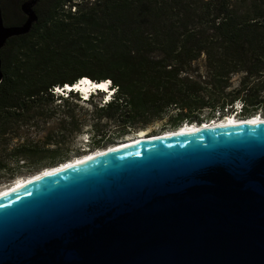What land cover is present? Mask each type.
Wrapping results in <instances>:
<instances>
[{
	"label": "trees",
	"instance_id": "trees-1",
	"mask_svg": "<svg viewBox=\"0 0 264 264\" xmlns=\"http://www.w3.org/2000/svg\"><path fill=\"white\" fill-rule=\"evenodd\" d=\"M25 1L13 17L2 0L7 26L26 20ZM35 10L30 33L0 51V171L70 161L60 157L67 140L91 124L88 143L99 145L101 119L125 135L166 117L174 129L214 121L237 102L242 118L264 111V0H38ZM83 78L111 81L110 100L56 91ZM78 96L91 105L88 121Z\"/></svg>",
	"mask_w": 264,
	"mask_h": 264
},
{
	"label": "water",
	"instance_id": "water-1",
	"mask_svg": "<svg viewBox=\"0 0 264 264\" xmlns=\"http://www.w3.org/2000/svg\"><path fill=\"white\" fill-rule=\"evenodd\" d=\"M37 3L7 26L0 0V51ZM0 264H264V121L151 137L11 189Z\"/></svg>",
	"mask_w": 264,
	"mask_h": 264
},
{
	"label": "rangeland",
	"instance_id": "rangeland-1",
	"mask_svg": "<svg viewBox=\"0 0 264 264\" xmlns=\"http://www.w3.org/2000/svg\"><path fill=\"white\" fill-rule=\"evenodd\" d=\"M6 11L11 14L13 17L16 14L17 10V4L19 0H4ZM200 69L201 72H205V68L203 63H200ZM241 81V75H236L233 77V88H236L239 86ZM65 93V92H63ZM103 95H107V93L100 94L99 96L95 97L94 104L99 103ZM67 97V96H66ZM78 99V100H77ZM80 99V100H79ZM57 103H60V101H57ZM74 104L78 105L77 113L81 115L83 118H86L87 121L91 119L90 116H88L87 111L91 110V105L86 104L83 102V100L78 96L76 97V100H74ZM236 111H240L239 107L229 109V111H225V113L221 116H219V113L216 114L215 120L219 119H225L228 116H231L233 113H236ZM175 112L172 111L171 114H174ZM259 114V113H258ZM262 116L264 117V111L261 112ZM238 117H241L240 114ZM242 118V117H241ZM214 120V121H215ZM93 122V120H91ZM96 124V131L98 133V140L100 138L101 142L99 145L92 146L88 142L91 141V124H85L84 130L81 134L77 135L74 139L70 140L68 139V144L64 146L60 157H68L69 160L75 159L76 157H80L90 151L96 152V150H99L101 148H106L111 145L118 144L120 142H123L129 138H136L138 135L140 136L141 133L144 131L148 136H154L158 135L167 131L176 130L172 127V124L168 117L164 118L163 120H159L157 122H154L153 124L147 126L144 129H137L133 132H130L129 134L123 135V129L120 125L115 123L114 121L107 120V119H101L100 121H95ZM212 123V122H211ZM52 127H58L57 124H50ZM39 138H44L47 135V131H41L37 133ZM23 162L13 163L10 165L9 169L7 171H0V190L14 184L19 178H27L29 176H32L36 174L37 172L43 170L44 168H37L35 165H23Z\"/></svg>",
	"mask_w": 264,
	"mask_h": 264
},
{
	"label": "bare ground",
	"instance_id": "bare-ground-1",
	"mask_svg": "<svg viewBox=\"0 0 264 264\" xmlns=\"http://www.w3.org/2000/svg\"><path fill=\"white\" fill-rule=\"evenodd\" d=\"M107 81H108V83H106ZM107 81L92 82L91 80L85 78V80L82 81L81 83H79V85H77L76 88H78L82 91H85V92H88L92 89H97V91H101V90L106 89V90L110 91L111 89L110 88L108 89V85L111 83V81H109V80H107ZM247 121H249V122H263L264 117L261 114H257L255 116L248 117V118H241V117H238L237 115L236 116L231 115V116L226 117L225 119H219V120L212 121V123L211 122H204L202 124H192V125L191 124H185V125L181 126L179 129L167 131V132H164V133H161L158 135H154V136H148L146 134V132L143 131L141 133V135L140 136L138 135V137H136V138H129V139H127L123 142H120L118 144L111 145V146L106 147V148H101V149L97 150L96 152H88V153H86L80 157H76L75 159H72L70 161L62 163L58 166L45 168L42 171H40V172H38L32 176H29L27 178H23V179L19 178V180H17L14 184L1 189L0 190V196L9 192L11 189H14V188H17L19 186L24 185L26 182H29V181L33 180L34 178L43 176L45 174H49V173L53 172L54 170H56L57 168L64 167V166H70V165L74 164L75 162H82L84 160L93 158L96 155L103 154L104 152L111 150V149H114V148L119 147V146H126L129 144H134L136 142H141V141L148 139V138H151V137H157V136H161L164 134L177 133L179 131H183V132H189L190 131L191 132V131L198 130L201 127L208 128V127H212V126H225L227 124L234 125V124H241V123H244Z\"/></svg>",
	"mask_w": 264,
	"mask_h": 264
},
{
	"label": "clouds",
	"instance_id": "clouds-1",
	"mask_svg": "<svg viewBox=\"0 0 264 264\" xmlns=\"http://www.w3.org/2000/svg\"><path fill=\"white\" fill-rule=\"evenodd\" d=\"M80 81V80H79ZM78 81V82H79ZM81 83V82H80ZM107 83H108V81H107ZM79 83H76L74 86H77ZM66 86V85H65ZM70 86V85H69ZM73 87V86H72ZM111 87V83L108 85V89ZM58 89H60V88H57L56 89V91L58 90ZM75 89H77V88H75ZM93 91H97V89H95V90H93ZM110 91H112V90H110ZM106 97V96H105ZM110 98H111V96H109ZM104 100H107V102L109 101L108 99H106V98H104ZM236 106V105H235ZM234 106V107H235ZM234 114H236V113H233L232 115H234ZM236 116V115H235Z\"/></svg>",
	"mask_w": 264,
	"mask_h": 264
},
{
	"label": "built area",
	"instance_id": "built-area-1",
	"mask_svg": "<svg viewBox=\"0 0 264 264\" xmlns=\"http://www.w3.org/2000/svg\"><path fill=\"white\" fill-rule=\"evenodd\" d=\"M92 90H95V89H92ZM104 103H107V100H104ZM235 105H236L235 108L239 107V110H241V106H242L241 103L237 102Z\"/></svg>",
	"mask_w": 264,
	"mask_h": 264
}]
</instances>
